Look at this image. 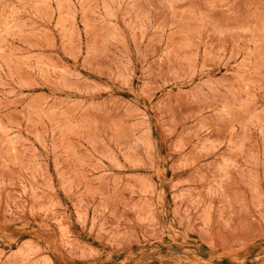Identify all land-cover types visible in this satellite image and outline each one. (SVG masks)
<instances>
[{
  "label": "rangeland",
  "instance_id": "374dc122",
  "mask_svg": "<svg viewBox=\"0 0 264 264\" xmlns=\"http://www.w3.org/2000/svg\"><path fill=\"white\" fill-rule=\"evenodd\" d=\"M0 264H264V0H0Z\"/></svg>",
  "mask_w": 264,
  "mask_h": 264
}]
</instances>
